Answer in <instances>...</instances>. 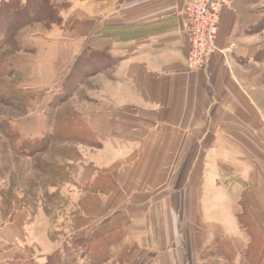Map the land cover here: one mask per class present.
Returning a JSON list of instances; mask_svg holds the SVG:
<instances>
[{
	"label": "crops",
	"instance_id": "1",
	"mask_svg": "<svg viewBox=\"0 0 264 264\" xmlns=\"http://www.w3.org/2000/svg\"><path fill=\"white\" fill-rule=\"evenodd\" d=\"M122 1L111 10L101 0L107 5L96 13L89 1L72 2L89 19L101 14L110 56L131 58L120 68L131 76V107L138 111L90 120L99 124L101 142L90 179L109 174L111 191L102 196L115 191L121 203H131L121 221L96 227L97 237L121 230L101 264H115L119 248L120 264L127 257L126 264H201L222 259L221 245L233 251L229 264H249V227L264 237V41L254 39L255 4L223 0L217 50L205 70H195L185 0ZM87 225L79 237L88 236ZM28 238L18 214L2 223L0 264H46L59 249L44 252L41 262L24 253ZM85 247L79 244L81 261Z\"/></svg>",
	"mask_w": 264,
	"mask_h": 264
},
{
	"label": "rangeland",
	"instance_id": "2",
	"mask_svg": "<svg viewBox=\"0 0 264 264\" xmlns=\"http://www.w3.org/2000/svg\"><path fill=\"white\" fill-rule=\"evenodd\" d=\"M30 1L0 0V225L18 214L29 233L25 254L38 255L43 262L44 252L58 247L51 257L57 255L65 264H83L91 260L89 256L79 259V244L106 250V240L118 241L121 230L97 237L96 227L108 225L112 218L119 220L122 208L131 207L121 203L118 192L102 196L111 191L109 174L90 179L101 144L94 129L99 124L90 120L107 115L117 121L138 112L131 107V76L126 77V69L120 68L131 58L122 53L110 56L112 43L103 40L101 14L89 19L79 6L73 7L74 0H46L50 5L48 9L42 4L44 14L5 30L20 15L11 6H39V0ZM86 1L92 12L107 5L105 1L112 4L111 10L123 4L122 0ZM253 2L260 21L254 39L264 41V0ZM103 198L108 202L101 206ZM95 213L98 226L91 221ZM86 225L90 231L81 238ZM253 241L248 246L252 251ZM126 243L131 245V233ZM221 246L217 252H223L222 259L210 258L201 264H229L233 251ZM120 251L114 252L117 264L125 253ZM107 256L105 251L101 258ZM253 259V264H264V253L261 259Z\"/></svg>",
	"mask_w": 264,
	"mask_h": 264
},
{
	"label": "built area",
	"instance_id": "3",
	"mask_svg": "<svg viewBox=\"0 0 264 264\" xmlns=\"http://www.w3.org/2000/svg\"><path fill=\"white\" fill-rule=\"evenodd\" d=\"M186 23L189 38V65L205 70L211 55L217 50L215 40L223 0H185Z\"/></svg>",
	"mask_w": 264,
	"mask_h": 264
},
{
	"label": "trees",
	"instance_id": "4",
	"mask_svg": "<svg viewBox=\"0 0 264 264\" xmlns=\"http://www.w3.org/2000/svg\"><path fill=\"white\" fill-rule=\"evenodd\" d=\"M30 2L34 4V2H37L38 3V0L37 1L31 0ZM42 4H44L45 6H47L48 9H49V5L50 4L46 0H39V4H38L39 6L36 7V8L35 7L34 8L33 7H30L29 9H24V5L23 4L22 5L21 4H17V5L11 6V8L12 9H15L20 15H19V17H17L15 19V21L13 23H9L10 25L8 24L9 26L5 30L8 31V29L17 28L18 26L23 25L25 23V21H29V20L31 21L32 19L30 17H33V16L37 17L39 14H44V9L42 8ZM1 11H3V9H0V12ZM6 12H8V11L6 10ZM22 16H23L24 19L22 18ZM35 19H37V18H35ZM0 29H1V27H0ZM79 218L80 217H75V220H78ZM249 232L252 235V239L254 240L253 242L256 241V247H255V249L253 251H252V248H249L248 247L247 248L248 253H247L246 256H247V258L249 260V264H253V263H255V261L253 259L254 256L257 257V258H259V259L262 258V254L264 253V248H263L264 247V244H263L264 243V237H262L260 235V233L258 232V230L255 229V228L249 227ZM113 242H114L113 240L111 241V240L107 239L106 240V243H105L106 250H104V251L96 250L94 247L92 248L91 246L88 247V244H86V247L84 248L85 254H86L85 256L86 257L89 256V258H90L91 261H87L85 263L83 262V264H100L101 262H103V260H105V257L102 259L101 258V255H103L105 251L108 252L107 250L109 249V246ZM261 246H262V248H261ZM51 256L52 255L49 256L48 260L50 262H52L53 264H60V263L63 262L61 260V258H59L57 255H53V257H51ZM90 262H92V263H90ZM9 264H24V263L16 262V263H9ZM29 264H33V263H29ZM63 264H65V263L63 262Z\"/></svg>",
	"mask_w": 264,
	"mask_h": 264
}]
</instances>
